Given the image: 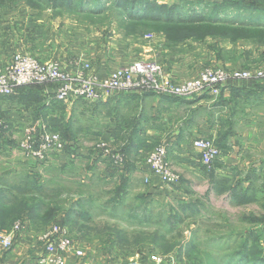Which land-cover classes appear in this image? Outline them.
Instances as JSON below:
<instances>
[{
  "label": "crops",
  "instance_id": "obj_1",
  "mask_svg": "<svg viewBox=\"0 0 264 264\" xmlns=\"http://www.w3.org/2000/svg\"><path fill=\"white\" fill-rule=\"evenodd\" d=\"M45 13L43 18H21L10 29L8 40L0 46V68L13 53L20 52L43 62L58 61L70 73L87 62L90 68L84 74L102 79L111 70L143 58L158 61L165 75L179 82L197 76L206 65L257 67L264 56V45L258 46L257 39L246 34H219L196 42L167 44L160 36L121 34L115 26L111 28L112 40L103 43L91 33L99 23L74 20L68 25L51 12ZM243 27L249 34L263 36L264 27ZM53 90V84H34L0 96V119L6 126L0 140V165L5 171L50 175L48 166L57 165L60 182L64 180L69 185L73 177L95 189L96 183L102 181L121 185L125 190L141 185L150 196L142 205L157 207L167 214L203 202L208 195L231 199L230 193L239 187L256 189L264 197V78L229 80L217 97L113 91L99 100L61 102L53 98ZM53 118L73 126L66 133L72 146L63 153H51L39 162L8 143L13 140L18 145L22 138L19 133H24L25 127L47 126ZM198 137L213 140L221 150L212 169L202 164L199 151L192 145ZM161 143L166 144L167 160L179 175L176 183L162 182L145 163L146 154ZM105 148L111 153L107 154ZM114 154L120 158L115 160ZM110 208L112 213H128L124 202L112 201ZM11 228L0 215V232H10ZM43 229L27 224L15 233L13 245L0 249V264H41L38 235ZM83 233L70 235L83 246L85 255L68 254L65 264H128L137 259L142 264H156L150 260L151 255H171L182 264L178 253L132 251L129 245L102 243L99 237L90 233L86 236L84 230Z\"/></svg>",
  "mask_w": 264,
  "mask_h": 264
},
{
  "label": "rangeland",
  "instance_id": "obj_2",
  "mask_svg": "<svg viewBox=\"0 0 264 264\" xmlns=\"http://www.w3.org/2000/svg\"><path fill=\"white\" fill-rule=\"evenodd\" d=\"M55 1L0 0V46L5 45L10 28L16 27L21 18H43L46 11L68 25L74 20L99 23L91 33L103 43L112 40L111 28L115 26L121 34L160 36L167 44L196 42L226 31L238 37L244 24L264 27V0H58V6ZM141 8L154 19L134 21L136 17H127L131 9ZM160 9L166 10L165 14L175 10L172 14L181 23L169 25L157 20ZM236 28H240L237 33L233 31ZM250 37L257 39L258 46L264 45V33ZM213 66L220 65H206L201 70ZM65 124L53 118L47 127L71 142L66 133L73 126ZM19 134L23 137L24 133ZM8 143L23 153L19 144L13 140ZM71 146L68 144L65 150ZM2 166L0 215L9 228L16 222L41 229L58 222L73 237L83 235L84 230L86 236L93 234L102 243L129 245L132 251L174 252L182 264H264V197L256 189L239 187L230 193L231 199L208 195L203 202L167 214L142 205L150 196L141 185L125 190L102 181L95 189L74 177L70 185L60 182L57 165L48 166L50 175L41 173L44 176L11 174ZM112 201L124 202L127 215L112 213Z\"/></svg>",
  "mask_w": 264,
  "mask_h": 264
},
{
  "label": "built area",
  "instance_id": "obj_3",
  "mask_svg": "<svg viewBox=\"0 0 264 264\" xmlns=\"http://www.w3.org/2000/svg\"><path fill=\"white\" fill-rule=\"evenodd\" d=\"M89 63L70 73L64 70L58 61L43 62L25 53L15 52L9 62L0 68V96H9L22 86L34 84H53V98L66 102L72 99L99 100L103 95L113 91L122 92H156L177 97H191L208 94L214 97L220 95L221 87L229 80L264 78V57L259 66L252 68H227L224 66L205 67L197 76L175 82L168 78L162 65L151 59H135L130 63L117 67L102 79L95 75L86 76L84 70L89 69ZM6 126L0 119V140ZM23 154L35 161H45L51 153L61 154L69 144L57 132L47 126L31 124L24 129L23 137L18 142ZM192 145L200 153L202 164L211 169L220 155L219 146L211 139L198 137ZM105 152H111L105 148ZM115 160L119 154L113 155ZM145 163L153 175L164 183H176L179 175L167 160V146L158 144L145 156ZM147 181V179L145 180ZM26 227L25 222L13 224L10 232H0V249L13 245L15 233ZM42 244L39 256L41 264H65V257L73 254L83 257L85 249L74 239L66 226L52 223L38 235ZM150 260L156 264H179L171 255H151ZM128 264H142L138 259Z\"/></svg>",
  "mask_w": 264,
  "mask_h": 264
},
{
  "label": "trees",
  "instance_id": "obj_4",
  "mask_svg": "<svg viewBox=\"0 0 264 264\" xmlns=\"http://www.w3.org/2000/svg\"><path fill=\"white\" fill-rule=\"evenodd\" d=\"M57 1H55V3H54L55 6H58ZM172 11L176 12L175 10H169L168 14H165L166 13V10H161L160 9L159 12L157 13V15H158L157 20H162L164 22H167L169 25H172V23H181V21H179V19H176L173 16ZM140 16H143V17H140ZM127 17L128 18H130V17H136V19H134V21H141V20H149V21H152L154 19L153 16H150V14H147V9H143V8L137 9V10L131 9L130 11H128ZM233 31L237 33V31H239V30H236L235 29ZM241 32L242 33L240 34V36L243 35V34H246L245 36H251L252 35V34H249V31L246 32V31L241 30ZM222 34H232V32H227L226 31V32H224ZM214 165H215V162L213 164V167H214ZM3 222H6V221L3 220Z\"/></svg>",
  "mask_w": 264,
  "mask_h": 264
}]
</instances>
